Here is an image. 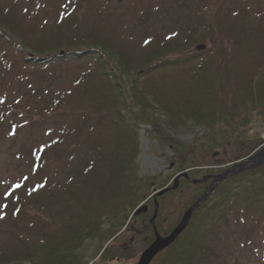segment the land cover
<instances>
[{"label":"rangeland","instance_id":"1","mask_svg":"<svg viewBox=\"0 0 264 264\" xmlns=\"http://www.w3.org/2000/svg\"><path fill=\"white\" fill-rule=\"evenodd\" d=\"M76 5L73 13L70 9ZM7 21L17 27H1L9 24ZM19 35L30 44L40 41L44 47L47 35L72 40L101 36L109 41L107 53L114 58L117 71L120 53L140 61L164 44L186 47L164 55L167 64L150 66L147 71L136 69L133 74L137 89L145 87L147 96L154 99V124L135 123L139 152L133 165L141 179L140 194L148 193L135 207L145 203L149 210L130 217L110 239H86L78 264L106 263L101 256L105 247L125 251V256L109 263L135 264L150 243L147 228L155 191L173 183L189 163L202 167L195 169L197 178L227 168L241 156L233 150L238 139L257 147L264 142V123L259 115L264 113L263 103L257 97L254 100L259 88L264 91V0H0V205L4 193L12 186L18 188L22 180L28 182L22 197L31 195L22 218L5 215L0 207V247L5 251H22L34 243L37 235L32 228L39 230L43 225L45 230L57 229L62 220L56 214L65 205L56 202L63 199L61 193L74 180L77 169H84V162L96 153L113 152L119 139L122 141L113 109L91 99L97 88L93 78L103 80L98 65L93 64L96 56L77 59L67 50L62 59L49 67L38 65L36 70L32 63L17 59L22 47L10 43L8 37L19 42ZM197 45L206 48L197 51ZM28 47L25 51L31 52ZM102 68L109 67L104 64ZM203 68L210 71L212 82L205 83ZM126 76L120 80L128 87L131 76ZM199 87L216 97L213 109L223 107L230 118L216 121L214 129L191 121L186 126L164 125L166 101L169 106L184 105V98ZM109 88L107 84L102 89ZM233 92L236 94L231 96ZM138 93V97L146 96L145 92ZM131 108L133 116L141 109L137 100ZM163 128L185 144L183 156H176L172 144L162 139ZM209 132L214 139L210 140ZM73 137L80 138V147ZM32 150L45 151L43 167L33 168L36 158L28 156ZM197 185L181 179L177 190L160 199L157 224L162 234L180 221L187 206L207 187ZM81 201L88 204L86 199ZM210 224L205 237L207 249L199 252V264H264L261 211L235 206ZM164 254L152 264H160ZM8 264L30 263L19 260Z\"/></svg>","mask_w":264,"mask_h":264},{"label":"trees","instance_id":"2","mask_svg":"<svg viewBox=\"0 0 264 264\" xmlns=\"http://www.w3.org/2000/svg\"><path fill=\"white\" fill-rule=\"evenodd\" d=\"M76 8L77 5L70 10L74 13ZM7 22L9 24L5 23L1 27L4 28L5 26L8 29L17 27L13 22ZM13 33L15 34L16 32L13 31ZM60 36H55L54 38L48 35L45 36L46 40L43 42L46 43V46L44 47L40 44V41L30 44L25 39V42L24 36L19 35L20 46L22 45L26 48L29 44L31 48L28 47L27 49H30L34 56L38 58L26 59L24 51L20 49L17 59L22 60L23 63L32 62L31 65L35 66L37 70L38 64L42 60H46L47 64H53V61L59 59L58 55L62 50L65 54H67V50H70V55L77 59L95 55L96 58L93 64L95 66L98 65L97 71L102 74L104 81L99 76L92 77V84L97 82L94 88L97 87L98 89L95 88L91 99L94 104L107 105L106 107L110 106L113 109L111 111L116 114V119L120 123L119 135L122 137V141L119 139L120 142L113 152L96 153L86 163L82 160L85 165L84 169H77L74 180L69 182V186L61 193L63 199L56 202V204L65 205L61 212L56 214L62 220L59 227L53 231L43 229V225H41L39 230L32 228L37 235V240L22 251H5L3 247H0V264L15 263L19 260L27 261L30 264H78V258L86 239L94 238L102 242L104 238L109 237L108 239H110L120 228L128 224L137 202L148 196V193L140 194L141 185L139 181L141 179L137 177V170L133 167L139 152V139L135 123L138 121L154 124L151 110L154 107V103L151 101L154 99L147 96L145 87H141V91L137 89L139 86L135 82L136 79L133 74L136 69L137 71L149 70L150 66L152 68L167 64L168 62L165 61L164 55L179 50L181 52L186 49L184 46L164 44L140 61H131L125 54L120 53L118 55L120 71H117L113 65L114 58L107 53L109 49L106 45L109 41L103 40L101 36L84 35L74 40ZM196 55H200V53H196ZM62 58L63 56H61ZM104 64L108 65L109 68L107 70L102 68ZM202 72L205 73L203 76L205 83L212 82L211 74L208 75L210 71L206 68ZM94 73L89 75L93 76ZM119 74L121 76L125 75V77H127L126 75L131 76L128 87L124 85L123 79ZM107 84L110 87L109 90L102 89ZM261 84L264 87V83ZM137 91L139 93L145 92L146 96L142 97ZM262 91L263 88L258 89V93L254 94V100L256 101L257 97V100L263 103L261 104V110L264 111V91ZM250 92L248 91L249 95ZM136 93L139 94V97L136 96ZM234 94L236 92H233L231 96ZM135 100L138 101V107H141V109L134 117L131 106ZM233 101L234 99L231 100L232 103ZM184 103V105L179 102L176 103V106H169L170 103L166 101L163 105L165 108L164 114L167 117L164 125L170 128L181 124L186 126V123L191 121L192 124H197V126L204 124L207 128L214 129L216 121L230 118V114L223 107H220L219 110L213 109L217 104L216 97L214 95L210 96L208 90L203 91L200 87L194 90L191 97H185ZM38 114L39 116H44L42 113ZM259 115L262 118V123H264V113L260 112ZM160 135L167 144H172L176 149V156H183L185 144L182 141L165 131L164 128L161 130ZM208 137H210V140L214 139L213 134L210 132ZM72 141L78 143V147H80L79 137H73ZM243 141L241 138L235 144L233 143V150L236 154L241 155L240 157L252 152L257 147ZM29 154L28 156L36 158V162L32 165L34 169L35 167H43L46 159L44 150L40 152L32 150ZM79 162L81 163V161ZM187 165V167L183 166L181 170L191 167L192 163ZM263 168L262 166L254 171L243 172L225 180L217 191L208 197L194 213L189 227L164 252L165 254L160 264H199V252L202 253L207 249L205 237L208 229L212 226L211 224L208 225L209 222L213 218L226 216L227 210L229 212L235 206H244L246 209L252 210L258 209L264 215ZM196 174L197 170L191 172L190 176L197 178ZM250 174H255L256 176ZM131 175L135 176L131 177ZM206 175L208 173H205L204 176ZM23 181L15 194L10 195L0 205L3 208L2 213L5 215L10 213L12 217L16 218H22L25 215L23 207L27 200L31 199L29 197L31 195H27L29 198L26 195L22 197L24 189L28 187V182L26 180ZM152 181L155 185H158L157 179ZM171 193L168 192L166 195ZM201 194L199 193L195 200ZM95 195H98V197L96 198ZM165 196L160 199H164ZM73 199L74 201H72ZM75 199L78 200V204ZM82 199H86L88 204H84L81 201ZM92 202H95V204L91 205ZM129 207H131L132 211L128 209ZM157 226L160 228L158 224ZM147 229L150 232L149 242H151L154 238L153 230L150 225H148ZM124 252H116L106 248L101 255L102 262H110L118 257H123L125 256Z\"/></svg>","mask_w":264,"mask_h":264},{"label":"water","instance_id":"3","mask_svg":"<svg viewBox=\"0 0 264 264\" xmlns=\"http://www.w3.org/2000/svg\"><path fill=\"white\" fill-rule=\"evenodd\" d=\"M202 47H200L201 49ZM264 162V148L256 153L253 156H250L246 160H243L242 162L238 163L237 165L233 166L232 168L228 169L227 171L219 174L213 183L210 185L208 190L185 212L182 220L179 222V224L171 231V233L167 236H162L158 233H156L155 240L151 243V245L142 253L139 261L137 264H150L151 261L154 259V257L162 250L170 246L177 238L178 236L186 229L188 226L194 212L199 207V205L211 194L212 191L227 177L233 175L236 172H239L241 170L254 168L256 166H259ZM187 177L186 173H183L176 177L175 183L173 185V189H176L179 185V178L180 177ZM168 189H163L156 193L154 195V198H157V196L163 195L166 193ZM147 206L140 207L136 214H140L142 212L147 211ZM157 215V209L155 210V216L151 219V222L154 223L155 217ZM155 231L156 228H155Z\"/></svg>","mask_w":264,"mask_h":264}]
</instances>
